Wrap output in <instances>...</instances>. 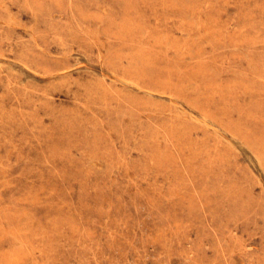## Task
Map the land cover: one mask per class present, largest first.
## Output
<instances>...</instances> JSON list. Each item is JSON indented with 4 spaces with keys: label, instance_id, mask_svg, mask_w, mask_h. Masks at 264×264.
I'll use <instances>...</instances> for the list:
<instances>
[{
    "label": "rangeland",
    "instance_id": "1",
    "mask_svg": "<svg viewBox=\"0 0 264 264\" xmlns=\"http://www.w3.org/2000/svg\"><path fill=\"white\" fill-rule=\"evenodd\" d=\"M0 264H264V0H0Z\"/></svg>",
    "mask_w": 264,
    "mask_h": 264
}]
</instances>
